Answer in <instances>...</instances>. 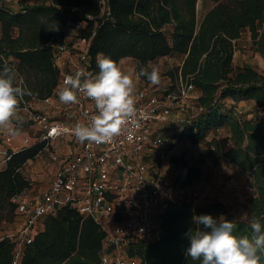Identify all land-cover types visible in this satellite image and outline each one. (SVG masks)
Instances as JSON below:
<instances>
[{"label":"trees","instance_id":"16d2710c","mask_svg":"<svg viewBox=\"0 0 264 264\" xmlns=\"http://www.w3.org/2000/svg\"><path fill=\"white\" fill-rule=\"evenodd\" d=\"M198 1L35 0L19 3L17 10L0 6V66L6 61L14 67L18 80L32 93L24 97L21 108L52 97L60 73L53 54L59 46L70 48L69 29L80 26L79 37L88 41V72H98L100 54L118 63L131 58L137 71L140 66L151 70L149 65L163 58H178L179 64L166 72L168 93L177 94L180 83L191 85L198 93L199 114L169 137L168 147L182 139L202 145L201 163L232 164L248 178L254 195L247 200L246 219L216 201L202 205L167 202L159 217L160 239L128 249L129 256L139 258L141 264H198L185 255L190 246L185 234L196 227L193 215L232 221L237 236L250 234L251 217L264 216V121L239 119L228 106L241 101L264 106V76L233 61L236 42L245 31L254 52L264 56V0H213L214 6L201 19L196 15ZM55 24L58 31L46 30ZM139 79L150 83L145 77ZM221 129L227 130V148L214 135ZM45 147L41 142L7 152L0 171V226L14 223V200L31 188L21 171ZM199 179L200 169L187 167L181 187ZM42 225V231L23 248L19 264H99L104 233L91 218L62 207ZM13 252L9 240H0V264H12Z\"/></svg>","mask_w":264,"mask_h":264},{"label":"built area","instance_id":"2783aa9c","mask_svg":"<svg viewBox=\"0 0 264 264\" xmlns=\"http://www.w3.org/2000/svg\"><path fill=\"white\" fill-rule=\"evenodd\" d=\"M79 28L71 27L69 35L80 48L59 46L53 54L60 72L59 87L65 75L87 71L89 67L88 41L79 37ZM63 55H67V63L61 59ZM192 91L191 85L181 83L177 94L168 93V88L160 95L147 87L137 90L136 114L119 136L101 145L78 141V151L59 160L50 185L38 197L16 198V218L22 220L17 228L0 237L14 245L12 264H19L23 248L40 232L45 218L62 207L91 218L104 233L99 264H141L139 258L129 256L128 249L136 243L150 244L160 239V214L167 202H173L167 184L150 176L142 157L152 150L158 156L163 153L166 141L162 134L173 130L168 123L172 111L186 112ZM78 99L79 103L70 104L65 114L88 124L96 113L94 102L83 94H78ZM32 121L40 127V138L34 144L74 136V127L51 121L46 114H33ZM52 129L57 130L55 135H50ZM27 143V139L23 140V144ZM6 159L7 156L4 162ZM53 160L58 158L54 156Z\"/></svg>","mask_w":264,"mask_h":264},{"label":"clouds","instance_id":"9594fccd","mask_svg":"<svg viewBox=\"0 0 264 264\" xmlns=\"http://www.w3.org/2000/svg\"><path fill=\"white\" fill-rule=\"evenodd\" d=\"M41 23H44L41 19ZM49 31H58L46 28ZM98 72L77 70L65 75L57 93L62 104L79 103L78 94L94 102L96 113L88 124L77 123L71 130L75 138L84 143L107 144L119 136L136 114V81L145 77L153 85L160 82L155 66H140L137 70H124L109 56L100 54ZM18 71L6 61L0 66V132L10 136L20 134L24 123L21 102L32 93L18 80ZM52 129L50 135H55ZM187 236L190 246L185 255L198 264H264V216L249 220L250 234L237 236L236 225L223 217L219 222L211 215H193ZM203 225V229H201ZM207 229H210L207 230Z\"/></svg>","mask_w":264,"mask_h":264},{"label":"rangeland","instance_id":"374dc122","mask_svg":"<svg viewBox=\"0 0 264 264\" xmlns=\"http://www.w3.org/2000/svg\"><path fill=\"white\" fill-rule=\"evenodd\" d=\"M34 1L35 0H0V6L9 10H17L19 3L32 4ZM213 6V0H199L196 5L197 18L201 19ZM233 61L238 66H250L264 76V56L254 52L247 31L243 32L240 39L236 42ZM126 62L127 64L125 66L128 70H136L133 59L128 58ZM179 62L180 60L178 58L171 57L160 59L149 65L150 68L151 66L157 67L160 74V82L157 85L148 83L149 86H151L149 88L155 90V94H162L163 90L170 86V80L166 76V72L179 64ZM141 82L144 83L143 81ZM139 88L136 87V89ZM232 112L239 119L258 122L264 121V106L258 107L251 101L234 103L232 105ZM180 114L189 115V112H181L179 109H173L168 122L173 130L166 133L163 132L162 134L163 139L166 141L163 153L156 156L154 155V152H156L155 150L147 151L143 163L148 166L153 177L160 178L167 184L172 201H190L194 205H202L216 201L224 204L230 212L238 218L246 219L247 200L254 195V190L250 187L248 178L236 166L226 163L213 164L209 160L201 163L199 154L203 146L193 145L184 139L172 141L170 143L171 146L168 147L169 137L175 132H180L183 129L182 124L177 125L178 122L174 119V116ZM32 125L33 124L30 122L24 121L21 127L19 134L20 141H23L25 138L28 140L26 145L22 143L23 146L29 147L33 144L32 142L35 141L38 134H40L39 130L33 133ZM25 128L27 133L22 134ZM214 135L219 139L222 148H227L229 146V142L226 141V129H221L215 132ZM9 136L10 135H8V137ZM210 137H208L207 140H209ZM1 140L0 138V141ZM44 154L43 156H47L48 152ZM187 167H198L200 169V179L194 182L190 187L183 188L181 187V182L186 176ZM30 168L31 167H26L25 169L27 170ZM42 170L43 171H39V174L43 175L44 179L50 180L51 173H46L44 167ZM33 185V191L27 194V196L38 197L47 188L43 181H35ZM15 227L16 226L12 224L0 226V237L13 231Z\"/></svg>","mask_w":264,"mask_h":264},{"label":"crops","instance_id":"0c3cea01","mask_svg":"<svg viewBox=\"0 0 264 264\" xmlns=\"http://www.w3.org/2000/svg\"><path fill=\"white\" fill-rule=\"evenodd\" d=\"M73 33H74V30H73ZM68 41H69V44L71 45L70 46L71 49L73 48V50L74 49L76 50L80 48V44H78L76 39H72L71 37H69ZM61 59L65 61L66 63L69 61L67 55L61 56ZM126 59L128 58H125L119 61L121 68L124 70H128L127 67L125 66L127 64ZM137 81H140V80L138 79ZM136 87L137 88L140 87L139 89H141L143 87L149 88L151 86H149V84H145L140 81V82H136ZM59 88L60 87L58 86L51 98L44 100V101H32L28 103L26 106L21 108V115L24 117V121L30 122L31 124H33L32 125L33 133L36 132L37 130L40 131L39 125L32 121L33 114H46L49 116L51 121H57L67 127H75L77 123H80V120L69 119L66 116L65 113L68 112L66 110L68 109L70 104L65 105L59 101V97L57 95ZM139 89H136V91ZM150 90L153 93H155V90L153 89H150ZM197 97H198V93L196 91H192L189 95V98L186 101V104H187L186 106L188 110L186 112H189V115L180 114V115L174 116V119L178 122L177 125L182 124V128H184L185 126H188L192 122V120H194L199 114V110L195 106ZM232 105L233 104H228V106H230L231 108H232ZM26 133H27V130L25 128L23 129L22 134H26ZM0 138L2 139L0 141V171H1L4 168V165H5L4 159L8 151L17 152L21 149L28 148V147L23 146L22 144L23 141H20L19 135L8 137L7 133L0 132ZM39 138H40V134H38L37 138L32 143L34 144L35 142H37ZM78 149H79L78 140L74 136L61 137L55 141L47 143L46 147L41 151V153H39V155L35 159L27 162L21 171L24 177H26L31 183V188L26 190L21 196L27 197V198H33L30 196H27V194L33 191V186H34L33 183L35 181L37 182L43 181L45 186L48 187L50 185L54 172L59 166V160L65 157L66 155H68L70 152H74V153L77 152ZM46 152H48V155L43 156L45 155L44 153ZM154 155L157 156L156 153H154ZM54 156L58 158L57 161L53 160ZM144 158H145V155H143L142 161H145ZM26 167H31V168L26 170L25 169ZM43 167L46 173L47 172L51 173L50 180L44 179V176L39 174V171H43L42 170ZM150 176L153 177L151 173H150ZM173 202H176V201H173ZM21 220L22 219L20 217H17L15 222L12 225H15L16 226L15 228H17ZM42 229H43V225L40 227V231H42Z\"/></svg>","mask_w":264,"mask_h":264}]
</instances>
